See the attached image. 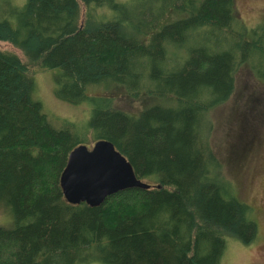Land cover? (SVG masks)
Returning <instances> with one entry per match:
<instances>
[{"label":"trees","instance_id":"16d2710c","mask_svg":"<svg viewBox=\"0 0 264 264\" xmlns=\"http://www.w3.org/2000/svg\"><path fill=\"white\" fill-rule=\"evenodd\" d=\"M233 12V0H0V42L27 63L0 51V210L10 217L0 264H219L229 239L253 241L251 210L222 176L204 123L239 66L264 84L250 63L255 50L264 59V20L246 32ZM218 33L233 46L207 47ZM45 69L55 99L88 108L84 120L42 111L32 76ZM114 87L152 102L130 115L93 94ZM97 140L149 187L67 204V156Z\"/></svg>","mask_w":264,"mask_h":264},{"label":"rangeland","instance_id":"374dc122","mask_svg":"<svg viewBox=\"0 0 264 264\" xmlns=\"http://www.w3.org/2000/svg\"><path fill=\"white\" fill-rule=\"evenodd\" d=\"M116 1L123 3L128 0ZM233 3V15L246 32L263 23L264 0H233ZM235 39V36L218 33L217 40L210 38L206 43L207 47L217 45L226 49L233 46ZM188 42L193 45L196 39ZM0 51L13 53L27 64L20 53L7 43L0 42ZM262 52L263 49L253 51L250 63L264 73ZM249 70L247 65L238 67L231 95L211 109L204 121L205 124L209 122V145L221 164L222 176L233 186L240 202L250 208L256 224V233L250 244L244 246L231 239L226 242L219 264H264V84ZM54 75L55 70L45 69L32 76L33 95L42 111L52 118L72 122L84 120L88 116L87 107L55 99L52 94ZM91 93V90L87 91L88 95ZM93 94L111 98L114 108L130 115H136L152 102L147 98L130 99L115 87L107 91L95 90ZM91 144L89 141L86 146ZM9 218L7 212L0 210V226L9 227Z\"/></svg>","mask_w":264,"mask_h":264},{"label":"water","instance_id":"95a60500","mask_svg":"<svg viewBox=\"0 0 264 264\" xmlns=\"http://www.w3.org/2000/svg\"><path fill=\"white\" fill-rule=\"evenodd\" d=\"M59 187L67 204L96 207L117 192L149 186L136 179L129 163L111 143L97 140L89 147L79 145L69 152Z\"/></svg>","mask_w":264,"mask_h":264}]
</instances>
